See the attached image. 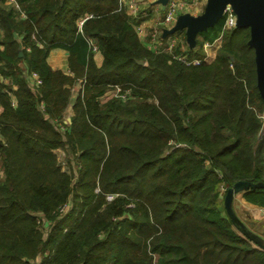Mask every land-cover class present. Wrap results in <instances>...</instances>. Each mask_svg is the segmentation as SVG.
I'll return each instance as SVG.
<instances>
[{"label":"trees","instance_id":"16d2710c","mask_svg":"<svg viewBox=\"0 0 264 264\" xmlns=\"http://www.w3.org/2000/svg\"><path fill=\"white\" fill-rule=\"evenodd\" d=\"M17 2L25 17L0 0V264H264L224 202L264 183L250 29L224 16L184 40L204 59L223 33L214 61L188 66L148 49L120 0ZM117 88L126 100H102ZM243 196L264 209V188Z\"/></svg>","mask_w":264,"mask_h":264},{"label":"water","instance_id":"95a60500","mask_svg":"<svg viewBox=\"0 0 264 264\" xmlns=\"http://www.w3.org/2000/svg\"><path fill=\"white\" fill-rule=\"evenodd\" d=\"M170 0H159L163 5H167ZM227 6H231L236 14V28H249L250 40L248 44L255 51V63L257 72V88L264 101V0H207L204 13L200 16L191 14H181L178 16L175 25L170 29H165L163 37L174 35L180 31H185L186 41L191 50L197 44V36L201 32L207 31L215 26L223 17ZM22 54V52H21ZM69 55V53L67 52ZM70 121V119H68ZM264 134V128L260 137ZM264 188V183H253L251 181H241L227 190L225 195V209L230 220L239 226L243 236L251 240L264 251L263 240L255 233L248 230L246 225L238 218L234 206L236 195L249 190Z\"/></svg>","mask_w":264,"mask_h":264},{"label":"crops","instance_id":"0c3cea01","mask_svg":"<svg viewBox=\"0 0 264 264\" xmlns=\"http://www.w3.org/2000/svg\"><path fill=\"white\" fill-rule=\"evenodd\" d=\"M120 1L123 8L126 10L129 20L131 24L134 26V28L141 26L144 29V33L141 36H139L140 40L144 44L147 45L148 36H150V33L153 30L161 29L164 32L165 28L162 27L161 22L166 13L167 5H163L161 2H159V0H137L136 8H137L138 18H134L133 16L130 15V12L128 11L129 0H120ZM188 1L191 2L192 0H188ZM206 3L207 0L200 1L199 5L201 6L202 4H204L206 6ZM199 5L197 7H200ZM183 14H187V13H183ZM209 50L210 51H207V56L208 59L212 61L215 58V56H213L215 50L213 49V47L212 49ZM68 56L69 55L67 54V51L63 49H54L50 51L47 61L52 69L63 70L64 72H68L69 70ZM94 60L96 65L100 67L103 63L102 53L96 51L94 55ZM80 90L81 87L78 86L77 91L80 92ZM2 110H3L2 106L0 105V113L2 112ZM69 115L71 116V113ZM236 205L240 206V208L235 210L238 218L246 225V227L251 232L260 236V238L264 241V209L247 202L243 194H239L235 196L234 206Z\"/></svg>","mask_w":264,"mask_h":264},{"label":"built area","instance_id":"2783aa9c","mask_svg":"<svg viewBox=\"0 0 264 264\" xmlns=\"http://www.w3.org/2000/svg\"><path fill=\"white\" fill-rule=\"evenodd\" d=\"M200 1L201 0H192L191 2L188 0H170L169 3L167 4V10L161 22L162 27L165 29L172 28L175 25L178 16L185 13V11L188 10L189 8L197 7ZM136 2L137 0H129V3H128V7H129L128 11L130 12V15L133 16L134 18H138ZM4 3L12 5V7L17 9L16 11H20L21 15L25 17V12L19 9L20 5L18 4L17 0H4ZM224 16L226 17L224 30L236 28L237 17L231 6H227L224 12ZM135 29L139 36H141L144 33V29L141 26H138ZM2 34H3V31H2L1 24H0V38ZM222 38H223V33L213 44L206 45V47L214 48L218 44V42L222 40ZM179 39H180L179 35H176V34L164 38L163 31L161 29H155L150 33V36H148L147 46L154 52L167 53L170 56H172L174 60L183 62L184 64L188 66L200 65L202 62L208 60V56H206L204 59H190L187 55H184L182 50L185 49V45H184V42L183 41L181 42ZM178 49H180L181 52L176 53V50ZM29 79L31 82L37 85L42 84V80L39 78L38 74L35 72H32L29 74ZM0 82L9 84L10 81L8 79H5L0 74ZM116 92H117L116 95L118 98L120 97L123 100L127 99L128 92L122 93L120 88H117ZM13 104H15V101H13ZM263 119H264V116H263ZM107 198L108 200H112L113 196L109 195ZM68 209H69V206L65 205L64 207L60 209V213L65 214L68 211Z\"/></svg>","mask_w":264,"mask_h":264},{"label":"rangeland","instance_id":"374dc122","mask_svg":"<svg viewBox=\"0 0 264 264\" xmlns=\"http://www.w3.org/2000/svg\"><path fill=\"white\" fill-rule=\"evenodd\" d=\"M201 1H205V0H201ZM4 6L7 8V9H11V8H14V7H12V5H9V4H5L4 3ZM200 6V5H199ZM15 9V8H14ZM19 9L20 10H23L22 8H21V6H19ZM15 10H17V9H15ZM204 10H205V5L204 4H202L200 7H193V8H189L188 10H186L185 11V13H187V14H191V15H193V16H195V17H197V16H200V15H202L203 13H204ZM183 34L184 35H179V37H180V41L182 42H184V44H185V41L184 40H186V33H185V31H183ZM223 40V39H222ZM222 40L220 41V42H218V44L213 48L215 51H214V53H213V56H215V58H216V56H217V52H218V50L220 49V47H221V45H222ZM187 42V41H186ZM148 47V46H147ZM148 49H150L149 47H148ZM190 49V48H189ZM208 49V50H207ZM209 49H212V47H206L205 46V53H206V56H207V51H210ZM151 50V49H150ZM191 50V49H190ZM152 51V50H151ZM154 52V51H153ZM214 58V59H215ZM214 59L212 60V61H214ZM212 61H210V59H208L206 62H209V63H211ZM77 89H78V87H75V89H74V97L77 95V93H79L78 91H77ZM117 92H116V89H111V90H108L107 91V93L103 96V98H102V100L103 101H107V100H109V99H112V98H114V97H117ZM118 98V97H117ZM71 113V116H72V108H71V106L69 107V109H68V111H67V116H66V120H68V119H70V121H71V116L69 115ZM68 122H69V120H68ZM58 154H59V158H60V160H64L65 159V155H64V152L63 151H58ZM244 192H242V193H240V194H243ZM239 195V194H238ZM236 210V209H235ZM236 212V211H235ZM46 229H48L47 227H46ZM44 230V234H45V236H47V234H48V231L49 230ZM249 230V229H248ZM257 235V234H256ZM260 237V236H259ZM264 242V241H263ZM33 264H40V260H38L36 263H33Z\"/></svg>","mask_w":264,"mask_h":264}]
</instances>
